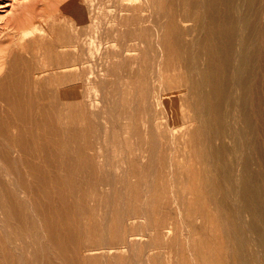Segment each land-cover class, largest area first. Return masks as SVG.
Listing matches in <instances>:
<instances>
[{"label": "bare ground", "instance_id": "bare-ground-1", "mask_svg": "<svg viewBox=\"0 0 264 264\" xmlns=\"http://www.w3.org/2000/svg\"><path fill=\"white\" fill-rule=\"evenodd\" d=\"M67 1L0 17V264H264V0Z\"/></svg>", "mask_w": 264, "mask_h": 264}, {"label": "rangeland", "instance_id": "rangeland-1", "mask_svg": "<svg viewBox=\"0 0 264 264\" xmlns=\"http://www.w3.org/2000/svg\"><path fill=\"white\" fill-rule=\"evenodd\" d=\"M20 2L22 4H26L27 8L20 7ZM69 1L67 0H0V17H8L14 12H17L16 10L19 9V11H23V14L25 16H30L31 10L35 9L36 13L37 11L40 12L39 16H41V13H47L50 12L51 10H56L58 9V12L62 15H67V19L69 22L76 21V16L70 14L69 12L65 11V7L68 5ZM8 4V5H7ZM18 11V12H19ZM71 17V18H70ZM74 18V19H72ZM63 19V18H59ZM0 19V24L2 23ZM11 44L10 39H6L1 43V46L4 48H8L9 45ZM128 264V263H126Z\"/></svg>", "mask_w": 264, "mask_h": 264}]
</instances>
